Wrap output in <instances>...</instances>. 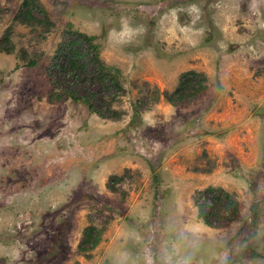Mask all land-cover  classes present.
I'll return each mask as SVG.
<instances>
[{
	"label": "rangeland",
	"instance_id": "1",
	"mask_svg": "<svg viewBox=\"0 0 264 264\" xmlns=\"http://www.w3.org/2000/svg\"><path fill=\"white\" fill-rule=\"evenodd\" d=\"M38 1L30 25L0 0V264H264V0ZM71 31L121 89L65 74ZM188 70L204 91L169 101ZM68 81L109 116L55 98ZM209 185L237 219L198 216Z\"/></svg>",
	"mask_w": 264,
	"mask_h": 264
},
{
	"label": "trees",
	"instance_id": "2",
	"mask_svg": "<svg viewBox=\"0 0 264 264\" xmlns=\"http://www.w3.org/2000/svg\"><path fill=\"white\" fill-rule=\"evenodd\" d=\"M34 13L42 14V18L37 17ZM17 17L22 23L30 25L36 22H38L37 24L44 23L45 20L48 22L46 12L41 7L38 0H22ZM92 41L93 38L91 36L71 31L69 39L64 41L60 50H58V53L68 60L69 68L65 74L74 78L77 75L76 70L83 72L82 67L89 64L92 67L89 73L93 77L98 75L103 83L105 81L107 82L108 85L105 86L103 84L104 87L111 88L112 86L121 89V85L117 81L115 75L110 72V68L104 63H101L98 54L93 52L95 46ZM84 43L90 48V53H88L89 51L83 52ZM78 47H80V49ZM11 48L12 47L8 45L7 40L3 43L0 42V50L7 51ZM55 58L56 57H54L52 61L56 63ZM52 79L54 78L52 77ZM70 82L71 81H68L67 86L62 88L59 93H56L55 98L69 97L75 101L81 100L89 109L95 111L100 116H109L111 112L110 109L105 111L106 107L102 106L101 108H98L97 106L99 104L98 102L105 97L103 92L101 95V93L96 90H87L82 94H78L71 86ZM205 87L206 84L203 75L195 70H188L179 76L177 86L171 93H166V98L172 102L184 99L190 100L201 94ZM196 206L198 216L204 223L210 226L218 227L239 217V209L235 199L226 189L220 186L209 185L205 187L200 192V199L196 202ZM99 239L98 230L92 225H87L83 229L79 248L81 250L92 249L98 243Z\"/></svg>",
	"mask_w": 264,
	"mask_h": 264
}]
</instances>
